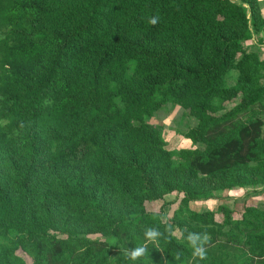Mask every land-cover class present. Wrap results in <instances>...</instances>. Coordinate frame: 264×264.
Wrapping results in <instances>:
<instances>
[{
	"label": "trees",
	"instance_id": "16d2710c",
	"mask_svg": "<svg viewBox=\"0 0 264 264\" xmlns=\"http://www.w3.org/2000/svg\"><path fill=\"white\" fill-rule=\"evenodd\" d=\"M263 7L0 0V264H264V204H247L264 190ZM169 105L191 147L150 123ZM233 190L241 208L200 205Z\"/></svg>",
	"mask_w": 264,
	"mask_h": 264
},
{
	"label": "rangeland",
	"instance_id": "374dc122",
	"mask_svg": "<svg viewBox=\"0 0 264 264\" xmlns=\"http://www.w3.org/2000/svg\"><path fill=\"white\" fill-rule=\"evenodd\" d=\"M264 3V0H262ZM263 12H264V7H263ZM248 44L246 45H251L252 41L246 42ZM264 56V52H263ZM231 74H235L236 72H231ZM234 77V76H233ZM232 76L229 77V81L231 82ZM151 124H155L158 126H161L164 130V138L167 140V148L169 150H176L180 148H186V147H191L189 143L182 137L184 132H186L191 124H194L195 121L192 117H187L182 115V109L173 107L169 105V108L166 109V111H162L161 113H158L157 116H155L153 119L150 120ZM180 133L179 134H176ZM260 194H252L250 198L247 199V204L249 205H259V204H264V190L262 188H259L256 190ZM245 192L243 190H233L231 192H227L225 195H221L220 200H213V201H208L204 202L203 205L200 204L201 206L209 207L212 210H215L218 205L220 204H227L229 206H236L241 208V201L242 198L244 197ZM170 199V198H168ZM236 202L235 204L232 202ZM233 204H232V203ZM199 206V207H201ZM147 210H155L158 211L159 204H153L149 205L147 204ZM177 207V204H173L168 212L167 216H170L173 212V210ZM199 209V208H197ZM166 216V217H167ZM216 220L220 219V216H215ZM26 261L28 258H25Z\"/></svg>",
	"mask_w": 264,
	"mask_h": 264
},
{
	"label": "clouds",
	"instance_id": "9594fccd",
	"mask_svg": "<svg viewBox=\"0 0 264 264\" xmlns=\"http://www.w3.org/2000/svg\"><path fill=\"white\" fill-rule=\"evenodd\" d=\"M151 25H156L159 22V17L153 16L148 21ZM160 232L154 227L145 229V237L149 241H155L159 238ZM210 237L207 233H194L189 232L186 236V240L189 246L192 248L193 258H198L199 260L206 259V248L205 245L209 241ZM126 256L132 260L144 257L146 255V247L139 246L131 250H126ZM176 259H180V254L177 253Z\"/></svg>",
	"mask_w": 264,
	"mask_h": 264
}]
</instances>
